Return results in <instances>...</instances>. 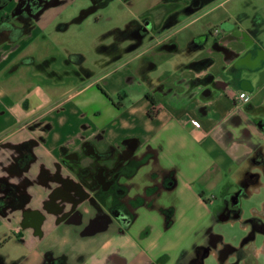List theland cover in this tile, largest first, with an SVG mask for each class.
<instances>
[{
	"label": "crops",
	"instance_id": "0c3cea01",
	"mask_svg": "<svg viewBox=\"0 0 264 264\" xmlns=\"http://www.w3.org/2000/svg\"><path fill=\"white\" fill-rule=\"evenodd\" d=\"M161 2L163 0H149L148 3L154 4L142 11L143 14L152 16L156 27L163 29L156 43L164 44L174 36L181 45L186 39L207 28V20L201 16H184L173 22L165 21L164 16L170 6ZM220 6V11L226 15L233 13L231 6H225V3ZM211 17H216V13ZM52 22L50 19H41L37 29L29 36L27 43L30 44V50L44 49L45 37L42 31L49 28ZM244 27L241 25L242 29ZM259 28L263 33L264 27L259 25ZM56 33L50 35L47 40L58 43L61 38ZM262 33L259 35L261 42ZM98 39V36H95L92 43L97 45L105 42ZM245 44V40L240 36L237 45L239 55H242ZM147 48V44H144L139 53L125 55L114 63L111 89L113 94L129 87L135 80L137 69L148 65L146 58L153 60L147 69L149 77L153 79L163 72H169L175 78L183 77V82H186V79L205 71L197 72L185 65L177 66L173 71L158 70L160 61L181 53L164 47L150 53ZM21 54L22 51L18 55ZM197 55L199 54L196 51L193 55H187L186 61L182 63ZM225 60V74L223 69L219 68L209 67L207 70L219 73L223 78L230 77V72L226 69L232 60ZM262 71L264 56L257 61L256 66H239L237 79L241 80L242 84L214 90L210 97L201 96L203 85L189 86L192 92L188 97L179 94L174 96L171 93L161 95L157 99V112L154 111V116L147 113L151 103L142 96L143 86L140 91H128L125 97L130 101L124 104L122 99L119 100L120 109L105 97L104 100H99L96 94L100 91L90 87V84L83 87L73 86L69 95V113L59 111L63 103L62 93L51 82L45 87L35 86L27 89L23 96L30 97L26 110L22 109L20 99L11 96L12 88L1 86L0 134L3 138L16 142L31 136V133H41L38 129L31 132L28 130L29 124L36 120L46 126L41 133L44 140L33 148L36 156L34 167H44L52 171L60 158L61 144L74 140L76 147L84 138L93 137L99 151L112 148L111 155L105 158L108 165H113L119 155L130 148L131 157L141 162L130 176L121 177L123 185L127 187L126 197L139 198L141 195L160 193L158 201L161 209L175 204L174 219L168 226L164 223L162 211L156 207L152 208L154 213L151 214L158 224L151 228L149 233L144 231L142 219H137L126 229L117 230L105 226L85 231L82 225L87 222L89 215H93V209L80 210L81 223L59 219L60 214L71 211L69 202L63 201L59 195L62 184L51 179L46 181L47 185L41 182L43 189L40 193L37 196L32 195L29 202L14 211V227L23 228L26 236L33 233L37 218L41 215L44 217L42 222H38L43 237L23 245L24 258L21 263L41 264L43 254L49 253L51 256L64 257L67 264H147L160 255L164 257L161 264H175L177 254L188 246L184 244L188 234L207 221L216 196L225 190V186L231 184V181L236 182L243 178L249 165V157L256 148L264 149V79H260ZM99 79L98 74L97 80ZM164 82L165 87L171 85L173 90L178 89L179 93L187 87L185 82L177 83L170 79ZM241 91L246 93V100L237 97ZM257 98L261 100L255 102ZM31 104L34 106L30 108ZM88 104L91 106L90 111H96V114L79 116V109ZM42 107L44 112L39 119L31 116ZM236 111L238 117L233 118L232 115ZM192 120H198L200 127L194 128ZM244 122H248L246 127ZM83 124L89 126L84 128ZM0 160L4 158L0 156ZM92 160L89 156L83 159L84 162ZM166 175H172L175 184L170 189H159L158 183L162 182ZM15 177L18 175L15 174ZM222 177L224 179L220 183L218 180ZM261 181L264 189V177ZM195 184L199 185L202 193L209 191L212 196L203 198L202 193L194 189ZM262 189H251L248 197ZM57 205H62L59 212L55 208ZM257 205L264 211V198L250 210ZM145 207L142 205L138 209L139 212L144 214ZM258 250L264 252V243Z\"/></svg>",
	"mask_w": 264,
	"mask_h": 264
},
{
	"label": "flooded vegetation",
	"instance_id": "af4514ba",
	"mask_svg": "<svg viewBox=\"0 0 264 264\" xmlns=\"http://www.w3.org/2000/svg\"><path fill=\"white\" fill-rule=\"evenodd\" d=\"M134 3L137 1L0 0V84L3 81L10 82V87L13 88L14 81L9 80V76L18 72H25L20 83L22 87H27L26 89L35 86L45 87L51 82L62 93L63 103L59 108L62 113L70 111L68 102L71 100L69 97L72 92L71 87H83L90 84V87L98 89L112 105L120 109V99L116 100L111 92L113 67L116 61L125 55L139 53L144 44H147V51L150 53L163 47L185 55H193L196 51L199 55L178 66L185 65L197 72L205 71L186 79V82L184 80L187 87L180 93L178 89L173 90L171 85L165 87L164 80L170 79V81L181 83L183 77L175 78L169 72H163L155 79L149 77L147 69L153 61L151 58H146L149 61L148 65L137 69L135 80L131 85L139 91L143 86L142 96L150 101V108L156 110L159 96L171 93L174 96L179 94V96L188 97L192 92L190 89L192 85H203L201 96L210 97L214 90L242 84V81L237 79L239 66L241 64L256 66L257 61L259 62L264 56V43L259 39L262 33L259 23L262 21L242 12L226 15L220 11L221 3H226V0H163L161 3L170 6L164 16L165 21L173 22L184 16H201L207 20L205 30L194 34L181 45L174 36L164 44L156 43L163 29L155 26L150 14H143L142 10H139L132 16L124 18L121 25L118 24L101 32L98 40H105V42L94 45L92 40L97 35L89 37L86 43L88 53H86V47L79 42L82 34H79L75 48H69L71 46L67 42L70 40L64 38L63 34L71 25H80L81 22L90 18L99 19L107 15L110 9L123 10L125 6L130 8ZM214 13L216 17L213 18L211 16ZM243 17L248 18L249 23L242 29ZM41 19L53 21L59 19L55 30H58L56 34L62 37L58 43L48 41V37L54 32L47 28L42 31L45 37L44 49L30 50L28 48L30 44L27 43L29 36L37 29ZM240 36L246 42L242 55L238 54L237 47ZM53 47H61L65 51L61 61H58L59 70L52 67V63L57 62L60 52L58 50V54L53 52ZM21 51L22 54L18 55ZM93 53L99 54V58L94 59L95 65L98 64L96 70L90 66L93 65L91 63ZM219 58H222V61ZM225 59L232 60L231 65L226 69L229 70L230 77L223 78L219 73L207 70L209 67L219 68L223 69L225 74L226 64L223 61ZM1 74H5V77L1 78ZM98 74L99 80H97ZM36 76H38L36 81L39 82H34ZM51 77H55L56 80H52ZM114 94L118 97L122 96L121 91ZM124 95H128V92ZM29 101L28 96L21 99L22 109L26 110L29 107ZM90 110L89 104L83 105L77 114L81 117L96 114V111ZM43 112L44 107L33 112L31 116L39 119ZM237 113L236 111L232 117L237 118ZM244 123L246 127L248 122ZM88 126L83 124L84 128ZM45 128L46 126L39 120L28 126L30 132L38 129L42 133ZM41 133H31V136L16 142L3 138L0 134V156L4 158L0 160V264H22L23 245L43 237V231L39 229L38 224L42 222L43 215L37 218V226L29 236H26L23 228L14 227L13 219L15 209L23 207L32 195L37 196L43 189L41 182L47 185L46 181L49 179L57 180L62 184L63 188L59 189V195L71 206V211L60 214L59 219L64 218L81 223L80 210L93 209V215H89L87 222L82 225L85 231L105 226L117 230L126 229L131 227L137 219H142L144 231L149 233L150 229L158 224L152 216L154 207L162 211V218L167 226L173 221L175 204H169L161 209L158 201L160 193L141 195L139 198L126 197L127 187L123 185L121 177L130 176L137 164L141 163L137 158L136 160L131 157V148L121 153L113 165H108L105 163V158L111 155L112 148L99 151L93 137L84 138L76 147L74 140H71L60 145V158L50 171L44 167H34L36 156L33 148L44 140ZM86 156L93 160L84 162L83 159ZM100 161L103 162L100 163ZM15 174L18 177H15ZM263 177L264 149L258 147L249 157V165L244 171L243 178L234 182V185L227 184L225 190L216 196L207 224H203L202 228L194 231V239L177 254L175 264L184 262L207 264L210 260L216 261V264H264V252L258 250L264 243V211L260 205L252 208L249 216L243 221V226L246 227L245 232L238 240L229 242L214 229L215 224L223 219L235 221L241 218L242 199L248 197L251 189L258 190L262 186ZM174 184V177L166 175L163 181L158 183V187L170 189ZM233 186L234 188L230 190ZM142 205L146 206L144 214L138 210ZM55 208L59 212L62 205H57ZM42 258L41 264H67L64 257L51 256L49 253H44ZM163 258L160 255L147 264H161Z\"/></svg>",
	"mask_w": 264,
	"mask_h": 264
},
{
	"label": "rangeland",
	"instance_id": "374dc122",
	"mask_svg": "<svg viewBox=\"0 0 264 264\" xmlns=\"http://www.w3.org/2000/svg\"><path fill=\"white\" fill-rule=\"evenodd\" d=\"M137 3H134L132 6L129 5L130 8H127V6H125V8L122 10L121 8H113L110 9L109 13L107 15L101 16V18L94 20V18H90L89 20H85L84 22H81L80 25H71L69 27V29L66 30V33L63 34L64 38H66L68 41L67 43L70 44L71 47H69L70 49H74L75 46L77 45L76 41L77 38L80 36L79 34H82L81 40L79 41L81 43L82 46L86 47V53H88V47L86 45V43H88L89 37H92L94 35L100 36L101 32L114 27L116 25H121L123 23V19L129 16H132L133 13L138 12L139 10H144L146 8V10L148 9L149 6H151L154 3H148L149 0L145 1V0H136ZM231 6V10L232 12H242V13H246L249 16H255L259 19V21H262L261 23H259V25H262V27H264V0H226L225 6ZM107 16L109 18H107ZM59 19L54 20L52 24H50L49 26V31L51 32H59L58 30H55L56 26H57V22ZM249 23V19L246 17H243L241 25L245 26ZM225 27H227L225 25ZM62 36H60L61 38ZM261 38L263 39L264 42V28H263V33ZM88 39V40H87ZM76 44V45H75ZM57 50L60 51L59 52V56H58V60L55 63H52V67L56 70H59L58 67V63L61 61L62 59V55L64 54V49L61 47H53L52 51L57 53ZM58 54V53H57ZM92 57V64L90 65L92 68H94L95 70L98 68V64L95 65L94 63V59H98L99 58V54L97 53L96 55L93 53V55H91ZM186 56L185 54H180V55H172L170 57H168L166 60H162L159 62L158 64V70H165V71H173L174 68H176L180 63L186 61ZM170 59H173V61H171ZM59 61V62H58ZM260 79H264V71H262V73H260ZM25 72H18L15 73L14 75H10L9 80L14 81V85H12V90L14 89V91L11 93V96L15 99H22L24 94L27 91V87L23 86L20 83V80L22 78H24ZM5 77V74H1V78ZM38 79V76H36L34 78V82H39L36 81ZM52 80H56L55 77H51ZM10 82H2L1 86H4L5 88H11ZM4 84V85H3ZM2 88V87H1ZM131 90H135L133 85H129V87H126L124 89L121 90L122 92V96L118 97V95L116 94H112L113 97L116 100H121L124 104H128L129 103V99L127 97H125L124 93L131 91ZM252 94V93H251ZM250 94V95H251ZM99 100H104V96L100 93L96 94ZM259 100H261V98H257L255 100V102H259ZM31 103V102H30ZM34 104H31L30 108L33 107ZM264 116V114H263ZM263 125H264V120L262 121ZM233 176V175H232ZM222 179H224L223 177L220 178L218 181L221 183ZM231 184L234 185V181H231ZM194 189L197 190L199 193H202L199 187V185L195 184L193 185ZM234 188V186L232 187V189ZM263 185L259 188L262 189ZM231 189V190H232ZM222 189H220L221 191ZM203 198H210L212 196V193L209 191H204L202 193ZM262 198H264V189L260 190V191H255L251 196L249 197H244L241 201V206L243 209V215L241 217V219L235 220V221H219L215 224V231L221 233L225 239L229 242L231 241H235L238 240L241 236H243L245 229L243 228V221L249 216L250 213V208L252 206H254L255 204H258L259 201L262 200ZM208 221H205L204 223L207 224ZM202 225H200L201 227ZM199 227V229H200ZM202 228V227H201ZM198 229V230H199ZM195 237V233L192 230L190 232V234H188V236L186 237V239L184 240V244L186 245H190V243L192 242V240ZM209 264H216V261L214 262L213 260Z\"/></svg>",
	"mask_w": 264,
	"mask_h": 264
},
{
	"label": "built area",
	"instance_id": "2783aa9c",
	"mask_svg": "<svg viewBox=\"0 0 264 264\" xmlns=\"http://www.w3.org/2000/svg\"><path fill=\"white\" fill-rule=\"evenodd\" d=\"M237 97L239 98V99H243V100H246L248 97H247V95H246V93L244 92V91H241V92H239L238 93V95H237ZM191 124H192V126L194 127V128H198V127H200V122L198 121V120H192L191 121Z\"/></svg>",
	"mask_w": 264,
	"mask_h": 264
},
{
	"label": "trees",
	"instance_id": "16d2710c",
	"mask_svg": "<svg viewBox=\"0 0 264 264\" xmlns=\"http://www.w3.org/2000/svg\"><path fill=\"white\" fill-rule=\"evenodd\" d=\"M154 111L157 112V109H156V110H155V109L153 110V109L149 108V109L147 110V113H148L149 116H154V114H155ZM153 112H154V113H153Z\"/></svg>",
	"mask_w": 264,
	"mask_h": 264
}]
</instances>
